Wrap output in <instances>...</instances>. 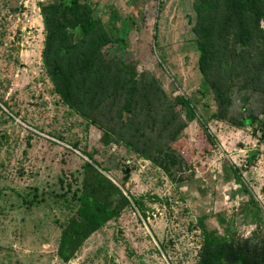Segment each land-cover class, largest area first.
Here are the masks:
<instances>
[{"label":"rangeland","instance_id":"rangeland-1","mask_svg":"<svg viewBox=\"0 0 264 264\" xmlns=\"http://www.w3.org/2000/svg\"><path fill=\"white\" fill-rule=\"evenodd\" d=\"M59 1L0 0V264H198L207 234L264 245V74L233 80L245 65L233 61V27L214 45L222 52L214 77L230 84L224 108L199 68L202 0H89L109 33L128 31L125 82L159 88L153 118L140 106L125 125L124 98H104L85 115L56 90L42 6ZM259 52L253 46L247 56L249 72ZM181 97L194 104L191 120L175 112ZM85 161L131 204L64 261L61 232L76 211Z\"/></svg>","mask_w":264,"mask_h":264},{"label":"trees","instance_id":"trees-1","mask_svg":"<svg viewBox=\"0 0 264 264\" xmlns=\"http://www.w3.org/2000/svg\"><path fill=\"white\" fill-rule=\"evenodd\" d=\"M220 7L221 10H218ZM196 9L199 26L196 24L195 29L200 32L199 68L222 107L226 108L232 104L230 84L223 80L224 77H214L218 67L215 56H222L221 50L214 45L218 46L217 38L226 37L227 29L233 27L236 37L233 61L236 64L245 63L236 68L233 80H250L251 73L264 74V0H202ZM42 13L46 29L44 61L64 101L85 115H91L90 111L101 109L104 98H124L119 115L125 125L134 123L135 112L140 106L146 112L147 121L153 118V95L159 94L157 84L147 83L138 88L135 83L129 84L124 80L121 66L125 65L124 56L128 54V31L124 26L112 27L110 35L89 0H60L44 4ZM204 14L209 16L206 22L202 20ZM219 18L218 25L216 21ZM109 41L112 43V55L107 58L103 47ZM253 46H259L260 52L249 72L248 64L253 58L247 56ZM118 64L119 69H116ZM240 69L244 70V75ZM262 95L264 112V86ZM176 107L175 112L185 109L188 120L195 115L194 104L190 99L181 97ZM171 114L173 118L170 120H174L177 113ZM244 122L252 123L253 119L246 118ZM237 123L242 124L243 121ZM208 136L212 139L209 133ZM129 144L133 146L132 141ZM254 156L253 151L249 159ZM83 171L81 185L73 192L76 211L61 232L58 253L64 261L74 257L85 239L110 220L119 217L131 204L123 190L91 162H84ZM130 174L131 171L128 172L126 168L124 177L128 178ZM64 194L60 196L64 197ZM131 199L135 204H141L132 196ZM198 264H264V245L236 246L235 243L221 242L207 234Z\"/></svg>","mask_w":264,"mask_h":264},{"label":"water","instance_id":"water-1","mask_svg":"<svg viewBox=\"0 0 264 264\" xmlns=\"http://www.w3.org/2000/svg\"><path fill=\"white\" fill-rule=\"evenodd\" d=\"M131 171V169H128V172Z\"/></svg>","mask_w":264,"mask_h":264}]
</instances>
